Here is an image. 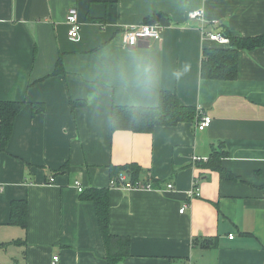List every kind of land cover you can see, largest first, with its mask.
<instances>
[{"label":"crops","instance_id":"crops-1","mask_svg":"<svg viewBox=\"0 0 264 264\" xmlns=\"http://www.w3.org/2000/svg\"><path fill=\"white\" fill-rule=\"evenodd\" d=\"M145 22L161 39L124 47L123 30ZM263 32L264 0H0V101L26 103L0 150V264H107L94 205L74 181L108 189L109 232L129 242L119 264H264V48L239 51L233 80L200 70L216 47L206 35ZM162 91L210 126L111 128L113 106L155 107ZM35 103L44 110L33 115ZM214 151L226 152L225 176L209 165ZM128 165L132 178L115 177L152 189L110 186L111 168ZM14 201L26 203L25 227L9 224Z\"/></svg>","mask_w":264,"mask_h":264},{"label":"trees","instance_id":"trees-1","mask_svg":"<svg viewBox=\"0 0 264 264\" xmlns=\"http://www.w3.org/2000/svg\"><path fill=\"white\" fill-rule=\"evenodd\" d=\"M104 3H112L115 0H91ZM149 23V22H145ZM229 39L227 46L209 47L203 49L201 59V76L208 80H233L237 73V58L239 51H251L264 48V32L261 35L245 38L235 37L229 33H222ZM59 66L57 65V68ZM58 71L55 70V74ZM83 102H72V105H82ZM26 105L25 102L0 101V150L5 151L9 142L15 117ZM32 114L36 115L44 110L42 104H32ZM196 110L179 104L174 94L162 91L159 95L158 105L155 107L140 106H113L110 114L111 128L126 130L134 133H151L156 127L174 126L182 122H193L196 118ZM222 151V150H221ZM213 152L211 156V168L216 169L225 176L220 165V159L226 152ZM119 170H125L131 178L137 172L135 165L112 167L111 177L116 178ZM134 180V179H132ZM134 182V181H133ZM107 188H88L80 195L82 200L93 203L98 226L103 238L106 250L107 264H119L129 255V242L127 238L116 237L109 232L108 217V192ZM27 207L25 201H14L10 206V225L25 227ZM209 243L204 242L203 246Z\"/></svg>","mask_w":264,"mask_h":264},{"label":"built area","instance_id":"built-area-1","mask_svg":"<svg viewBox=\"0 0 264 264\" xmlns=\"http://www.w3.org/2000/svg\"><path fill=\"white\" fill-rule=\"evenodd\" d=\"M188 18L191 19H198V20H204L203 11L202 10H193L188 12L187 14ZM65 23L70 27V31L68 33L69 37L72 39H75L78 36V31L80 28V21L78 19V13L77 10L73 7H70L67 9L66 15H65ZM161 32L162 29L158 24L155 23H145L140 25H131L125 28L122 32L121 36V43L126 48H135L144 41L154 40L159 41L161 39ZM206 35V34H205ZM208 40L215 43L219 46H227L229 44V39L225 37L224 35L220 33H214V34H208L206 35ZM196 114V130L199 132L204 131L207 129L212 119L207 114L201 112V110L198 108ZM206 159L193 157L194 162H202ZM54 181V178L51 177L48 180L49 184H52ZM73 186L75 187L77 193L81 194L84 190L81 186V184L78 181L73 182ZM110 186H117L126 190L129 189H146L150 190L152 189L151 184H139V183H131V182H125L124 177H117L113 178L110 181ZM166 188L168 190H172L173 186L172 184H167ZM199 196V190L197 188H194L189 192V198H196ZM187 206H183L179 210V213L182 214ZM229 240L233 239L232 235L228 236ZM57 262V258L52 259V264H55ZM190 264V263H187Z\"/></svg>","mask_w":264,"mask_h":264},{"label":"clouds","instance_id":"clouds-1","mask_svg":"<svg viewBox=\"0 0 264 264\" xmlns=\"http://www.w3.org/2000/svg\"><path fill=\"white\" fill-rule=\"evenodd\" d=\"M151 71V68L150 67H146L145 68V73H149Z\"/></svg>","mask_w":264,"mask_h":264},{"label":"water","instance_id":"water-1","mask_svg":"<svg viewBox=\"0 0 264 264\" xmlns=\"http://www.w3.org/2000/svg\"><path fill=\"white\" fill-rule=\"evenodd\" d=\"M144 43H145V46H147V45H148V41H144Z\"/></svg>","mask_w":264,"mask_h":264}]
</instances>
